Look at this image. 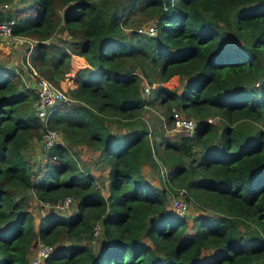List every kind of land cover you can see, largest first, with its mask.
<instances>
[{
  "label": "trees",
  "instance_id": "obj_1",
  "mask_svg": "<svg viewBox=\"0 0 264 264\" xmlns=\"http://www.w3.org/2000/svg\"><path fill=\"white\" fill-rule=\"evenodd\" d=\"M9 20L32 45L0 62V264H31L39 242L53 246L40 264H264V0H0ZM71 54L88 66L69 101L37 116L35 79L60 89ZM146 85L164 108L151 126ZM172 107L192 135L166 133ZM47 128L62 139L44 147Z\"/></svg>",
  "mask_w": 264,
  "mask_h": 264
},
{
  "label": "built area",
  "instance_id": "obj_2",
  "mask_svg": "<svg viewBox=\"0 0 264 264\" xmlns=\"http://www.w3.org/2000/svg\"><path fill=\"white\" fill-rule=\"evenodd\" d=\"M8 5L4 3L2 8H6ZM13 25V20L0 22V38H15V44H21L23 42H28L30 38L27 36H14L11 33V26ZM138 31H146L147 33H153L155 28L149 27L148 29L137 28ZM31 41V40H30ZM29 41V42H30ZM31 44V43H30ZM31 47V46H30ZM35 87L38 93V100L34 105V111L37 116L45 117L49 114V112L55 107V105L63 102L69 101L68 97L66 96L64 90L56 88L53 86L48 80L44 78H37L35 79ZM150 88V85H146L144 87V91L147 92ZM172 123L173 128L178 131L184 132L186 135H192L195 129V120L189 116L183 115L178 109L172 107ZM217 116H208L206 118L207 122L215 121ZM60 133L55 129L47 128L42 133V143L44 147L50 146L53 143L61 141ZM180 193L182 191L180 190ZM73 202L71 196H64L62 199L55 201L54 203L44 202L46 207H52L58 210L66 209L70 203ZM169 211L178 217H181L185 214L187 210L186 202L177 196H172L169 199ZM98 225L94 227L93 235L94 237L98 234ZM53 250L52 245L43 244L41 242L37 243L35 246L31 248V256H30V263L31 264H40L42 260L50 254Z\"/></svg>",
  "mask_w": 264,
  "mask_h": 264
},
{
  "label": "rangeland",
  "instance_id": "obj_3",
  "mask_svg": "<svg viewBox=\"0 0 264 264\" xmlns=\"http://www.w3.org/2000/svg\"><path fill=\"white\" fill-rule=\"evenodd\" d=\"M138 4L136 5V7H134L133 8V10L131 11V12H128L126 15H125V19L127 18V20H130V19H135L136 21H139L138 19H139V12H138ZM142 28L143 29H146L145 28V26H144V24L142 25ZM130 29L129 28H126V30L125 31H129ZM11 40H13V43L15 42V38H11ZM30 41V40H29ZM26 42L27 44H29V43H31V41L30 42ZM3 46V47H2ZM13 46V45H12ZM0 47H1V49H0V61L1 62H3V60L4 61H8V60H10V59H12L10 62H15V61H17L18 62V64L20 63V61L19 60H21L22 61V59H20V56H17V53H16V50H10V52H9V50L7 49V45L5 44V43H2V44H0ZM22 47V46H21ZM28 48H29V45H28ZM3 51V52H2ZM28 52L29 51H27L26 52V57H27V55H28ZM3 53H5V54H8V57L5 59L4 57H2V54ZM76 59V58H75ZM75 61V60H74ZM13 64V63H12ZM24 67V66H23ZM76 68L77 67H79V64L77 65V66H75ZM173 77V76H172ZM170 78L168 81H166V82H163L162 84L163 85H165L166 87H168V88H176V89H178L181 85H182V81H180V78L178 79L177 78V76L176 77H174V78ZM65 85V84H64ZM154 86V85H153ZM146 93V96H148L147 98H149V102L146 104V106H145V109H147V110H145V112H144V115H145V118L147 119V121L150 123V126H151V123H156V121H159L160 120V116H161V120H162V116H163V111H164V108H162V106L159 104V102H160V99H158V98H155L154 97V95L150 92V89L147 91V92H145ZM207 118V117H206ZM176 131H178V130H175L174 128H173V123L170 125V127L168 128V130H167V132L166 133H168V134H171V135H173V136H175V135H180V131H178V132H176ZM31 149H33V148H31ZM29 150L30 149H27L26 151H25V155L27 156V157H33L32 156V154H33V152H29ZM34 150H38V146L37 145H35L34 146ZM74 151H75V156L77 157V159H78V161L81 163V161L83 162V164L84 165H87V166H89V167H91L92 169V172L91 173H93V171L94 170H96L97 172H98V174L96 173V175L94 174V176H97L98 177V181H100V179H105V176H104V173H105V170L106 169H102V167H100V166H94L93 164V160L91 159V157H93V156H96V154H93V152H91V150L90 149H88V150H83V149H81V148H79V147H77L76 149H74ZM39 155L38 154H36L35 156H34V158H37ZM43 159H44V157H42ZM97 177H96V179H97ZM148 177L149 178H151V176L148 174ZM101 185H102V187H103V191L105 192V190H104V183H100ZM101 189V188H100ZM182 192H184L183 190H181ZM198 211H196L193 207H192V205H190V209L188 210V212L186 213V216H188L189 217V214H191V213H194V214H196ZM37 217H40V216H37ZM31 254H32V252L30 253V256H31Z\"/></svg>",
  "mask_w": 264,
  "mask_h": 264
},
{
  "label": "crops",
  "instance_id": "obj_4",
  "mask_svg": "<svg viewBox=\"0 0 264 264\" xmlns=\"http://www.w3.org/2000/svg\"><path fill=\"white\" fill-rule=\"evenodd\" d=\"M31 40V39H30ZM32 41V40H31ZM2 43H5L6 45H7V49L9 50V52H10V50L12 51V50H16V53H17V51H18V49H19V46L20 45H23L24 44V42L23 43H21V44H15V42L13 43V40H11V38H0V44H2ZM30 44V43H29ZM13 45V46H12ZM32 45V42H31V44L29 45V47ZM3 47V46H2ZM0 49H1V47H0ZM3 52V51H2ZM17 56H19L18 55V53H17ZM2 57H4L5 59L8 57V54H5V53H3L2 54ZM20 58H21V56H20ZM76 58V59H75ZM12 59H10V60H6V61H4L3 60V63H6V64H8V65H18L17 63V61H13V62H10ZM75 60V61H74ZM20 62H21V60H19ZM1 62V61H0ZM13 63V64H12ZM79 64V67H75V66H77ZM88 66V64L86 63V60H85V58L83 57V56H80V55H76V54H71V57H70V70H69V72L68 73H66V75H65V77L60 81V89H62V90H64V92L68 89V88H73V87H75L76 86V81H77V78H76V73H77V71L78 70H80V69H82V68H84V67H87ZM173 76H177V78L179 79V76L178 75H173ZM25 77V76H24ZM170 79V78H169ZM168 79V80H169ZM167 80V81H168ZM65 84V85H64ZM159 99V98H158ZM109 126H111V127H113L114 129H116V127H115V125L113 124V123H110L109 124ZM79 148H81V149H83V150H88L86 147H79ZM91 152H93V151H91ZM93 154H96V156H93V157H91V159L93 160V165L94 166H96L95 165V162H96V160H97V152H93ZM100 167H102L101 165H99ZM96 173L98 174V172L96 171V170H94L93 171V174H95L96 175ZM107 175V171L105 170V173H104V176H106ZM97 177V176H96ZM102 190H103V187H102ZM104 190H105V192H106V189L104 188ZM103 193H104V191H103Z\"/></svg>",
  "mask_w": 264,
  "mask_h": 264
}]
</instances>
